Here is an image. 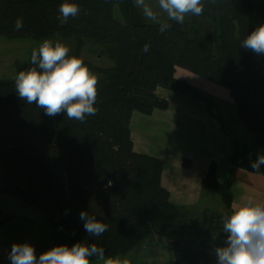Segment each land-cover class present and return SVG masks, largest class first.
<instances>
[{"label": "trees", "instance_id": "obj_1", "mask_svg": "<svg viewBox=\"0 0 264 264\" xmlns=\"http://www.w3.org/2000/svg\"><path fill=\"white\" fill-rule=\"evenodd\" d=\"M62 2L0 0V36L61 33L76 38L70 54L78 56L87 42L100 45L108 65L84 59L99 77L98 112L84 122L47 116L18 97L14 79L0 78V193L38 208L56 230L55 245L87 241L104 249V259L115 258L158 233L171 240L174 264H215L214 250L226 238L223 217L233 203L231 177L217 180L211 162L202 178L222 199L224 213L204 208L193 214L172 203L161 184L162 161L134 150L129 122L134 111L167 108L158 87L203 98L176 78L180 67L225 87L242 123L264 146V55L241 47L264 22V0H203L200 16L169 21L164 33L144 20L134 0H74L80 13L64 24ZM18 17L24 23L19 31ZM81 210L108 230L89 236Z\"/></svg>", "mask_w": 264, "mask_h": 264}, {"label": "clouds", "instance_id": "obj_2", "mask_svg": "<svg viewBox=\"0 0 264 264\" xmlns=\"http://www.w3.org/2000/svg\"><path fill=\"white\" fill-rule=\"evenodd\" d=\"M142 15L158 24L161 33L171 28L169 21L184 23L188 16H200L204 11L203 0H134ZM61 24L80 13L74 0H63L59 5ZM161 14L166 19L161 18ZM24 26L23 19L14 22L15 30ZM241 47L257 55H264V22L258 24L241 41ZM149 44L142 51L148 52ZM31 67L20 70L14 79L18 97L27 104L42 109L54 117L63 113L69 120L84 122L86 117L97 114L99 77L84 62L83 57L70 54V48L60 42L44 39L30 56ZM251 168L260 171L264 166V153L258 154ZM85 232L100 237L108 225L88 212L81 210ZM222 231L225 241L214 250L215 264H264V201L248 196L223 217ZM102 247L87 241L53 245L37 254L29 242H14L8 255L9 264H93V259H104ZM104 264H128L127 260L106 259Z\"/></svg>", "mask_w": 264, "mask_h": 264}, {"label": "rangeland", "instance_id": "obj_3", "mask_svg": "<svg viewBox=\"0 0 264 264\" xmlns=\"http://www.w3.org/2000/svg\"><path fill=\"white\" fill-rule=\"evenodd\" d=\"M149 2L155 6V0ZM139 11L141 12L140 9ZM161 18L166 19V16L161 14ZM144 20L153 23L145 17ZM189 20V16L185 18V22ZM44 39L66 44L70 53L76 46L75 37H66L61 33L42 38L29 36L9 39L0 36V78L15 79L20 70L31 67V51ZM100 50V45L87 42L82 47L80 56L94 64L106 66L109 60L100 55ZM175 76L190 84L203 98L158 87L157 95L165 98L168 106L165 109H156L150 114L138 111L132 113L129 127L134 150L160 159L167 170L169 167L173 169L177 164H180L181 168H187L192 163L189 170L202 178L208 173L211 162H214L215 178L224 180L231 176L234 183L233 195L239 196V190L235 189V186L240 184L241 176L236 171L238 167L233 169L232 165L242 161H254L257 156H251L248 150L244 151L237 146L236 140L240 132L250 131L237 115L229 91L184 68L177 67ZM210 191V194L202 196L204 205H209L214 210L225 209L220 196ZM37 226L41 233L50 236L56 233L45 219ZM42 241L48 246L49 237L44 235Z\"/></svg>", "mask_w": 264, "mask_h": 264}, {"label": "crops", "instance_id": "obj_4", "mask_svg": "<svg viewBox=\"0 0 264 264\" xmlns=\"http://www.w3.org/2000/svg\"><path fill=\"white\" fill-rule=\"evenodd\" d=\"M239 135L236 140L239 148H243L244 151L248 150L254 157L264 153V146L256 142L254 133L240 132ZM250 162V160L242 161V163L232 165L233 169L238 167L236 171L241 176L240 184L235 186V189L239 190V196L233 195L232 207L248 196L264 201V166H261L260 171H255L251 168ZM191 165L192 163L187 168L185 166L181 168L182 166L177 164L173 169L169 167L168 170L163 167L161 184L168 190L169 199L172 203L184 205L193 214H199L204 208H211L209 205H204L202 198L204 194H210L211 191L202 183L200 175L189 170ZM176 168L178 169L176 170ZM233 184L232 179V187ZM223 207H225L224 203ZM196 209L198 211H192ZM217 211L224 213L226 208ZM43 219L46 220L38 208L0 193V260L9 264L8 255L14 242H29L34 246L37 254L55 245L53 234L50 236L41 233L38 229L37 225ZM44 235L49 237L48 246L42 241ZM154 254L156 255L154 256ZM106 259L120 260L121 262L127 260L128 264H174L171 240L158 233H154L143 240L126 255ZM106 259H100L93 264H104Z\"/></svg>", "mask_w": 264, "mask_h": 264}, {"label": "built area", "instance_id": "obj_5", "mask_svg": "<svg viewBox=\"0 0 264 264\" xmlns=\"http://www.w3.org/2000/svg\"><path fill=\"white\" fill-rule=\"evenodd\" d=\"M0 264H7V263H5V262H3V261L0 260Z\"/></svg>", "mask_w": 264, "mask_h": 264}]
</instances>
